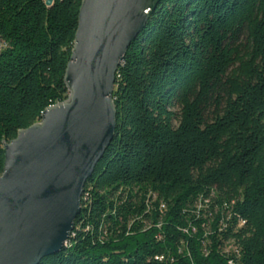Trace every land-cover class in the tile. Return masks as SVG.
<instances>
[{
	"label": "trees",
	"instance_id": "trees-1",
	"mask_svg": "<svg viewBox=\"0 0 264 264\" xmlns=\"http://www.w3.org/2000/svg\"><path fill=\"white\" fill-rule=\"evenodd\" d=\"M80 3L0 0V175L2 141L68 97ZM125 56L114 136L39 264H264V0H160Z\"/></svg>",
	"mask_w": 264,
	"mask_h": 264
},
{
	"label": "water",
	"instance_id": "water-1",
	"mask_svg": "<svg viewBox=\"0 0 264 264\" xmlns=\"http://www.w3.org/2000/svg\"><path fill=\"white\" fill-rule=\"evenodd\" d=\"M159 1L81 0L67 99L2 141L0 264H39L66 244L84 185L114 136L116 71Z\"/></svg>",
	"mask_w": 264,
	"mask_h": 264
},
{
	"label": "rangeland",
	"instance_id": "rangeland-1",
	"mask_svg": "<svg viewBox=\"0 0 264 264\" xmlns=\"http://www.w3.org/2000/svg\"><path fill=\"white\" fill-rule=\"evenodd\" d=\"M207 201H208V200H204V201L201 200V201H198L197 206L200 207V208L206 209V211H207V216L210 218V220H212V218H213V214L216 212L217 207H216V205L214 204L213 207H212L213 210H211L210 207L207 205Z\"/></svg>",
	"mask_w": 264,
	"mask_h": 264
},
{
	"label": "built area",
	"instance_id": "built-area-1",
	"mask_svg": "<svg viewBox=\"0 0 264 264\" xmlns=\"http://www.w3.org/2000/svg\"><path fill=\"white\" fill-rule=\"evenodd\" d=\"M160 258H162V256H160Z\"/></svg>",
	"mask_w": 264,
	"mask_h": 264
}]
</instances>
